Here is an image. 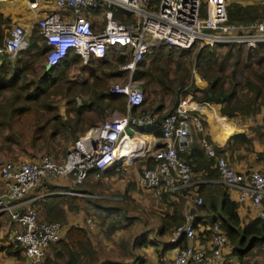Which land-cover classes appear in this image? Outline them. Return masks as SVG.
<instances>
[{"label":"built area","instance_id":"2783aa9c","mask_svg":"<svg viewBox=\"0 0 264 264\" xmlns=\"http://www.w3.org/2000/svg\"><path fill=\"white\" fill-rule=\"evenodd\" d=\"M11 0H0V5ZM37 19L34 24L15 25L0 54L10 60L25 51L28 36L38 27L45 36L49 51L48 65L56 67L73 51L84 65L104 61L109 56H125L128 61L120 71L128 74L125 83L113 85L110 92L126 97V112H113L102 124L90 128L69 149L63 163L46 156L39 161H7L1 167L4 182L0 193V215L8 214L20 228L8 237L10 245L25 250L29 264H41L46 249L58 242L64 228L57 222L39 221L30 205L50 194L42 193L47 182L67 179L74 185L83 184L97 171L96 177L121 166L132 167L141 159L152 155L155 167L147 168L139 177L142 188L170 191L186 189L193 185V167L179 156L191 141V128H200L197 118L192 117L196 106L192 97H186L163 123V135L152 140L143 135H130L129 128L147 126L155 117L147 112L133 114L142 108L144 90L134 76L146 57L164 46L189 51L195 46H243L253 49L264 46V17L251 24L229 23L226 0H23ZM206 1V16H202ZM44 3L50 12L40 13ZM264 6V0H262ZM115 9L132 14L135 23H122L115 18ZM102 11L105 22L102 28L93 23L95 12ZM113 58V57H112ZM145 141V152L134 155L133 145ZM184 145V146H183ZM209 155L217 158L214 150L206 146ZM143 149H140L141 151ZM219 182L240 194L241 202H249L264 220V171L238 172L224 158H217ZM53 195H72L98 198L78 192H62ZM203 204L202 197L195 200ZM90 222V221H88ZM207 243L202 244L192 219L175 228V241L181 242L174 258L163 264H226L224 252L227 237L218 224L211 226Z\"/></svg>","mask_w":264,"mask_h":264},{"label":"trees","instance_id":"16d2710c","mask_svg":"<svg viewBox=\"0 0 264 264\" xmlns=\"http://www.w3.org/2000/svg\"><path fill=\"white\" fill-rule=\"evenodd\" d=\"M227 13L231 24H251L264 17V6L262 5V0L247 5L241 4L236 0H229ZM202 16H206L205 4H203ZM116 17L124 23L133 21V16L130 14L126 15L127 18H121V13H117ZM93 23L94 25L96 24L95 21ZM11 24L12 18L6 16L0 10L1 49L5 47L10 31L14 27L11 28ZM28 38L31 43L16 59L10 60L7 54L0 55V152L9 157L15 150L29 152L40 149L42 140L40 142L39 136L46 130L50 122L48 115L54 109L48 103V99L45 100L43 97L50 96L51 88L58 84L65 95L72 94L73 86H79L82 90L88 89L90 86L93 90L91 104L76 107L75 102H72L73 104L69 103L68 114L71 110L76 113L74 124H70L68 118L66 119V124L61 123L64 124L62 126L63 131H70L74 140L84 134L88 128L95 125L88 123V127L84 128L82 122L85 121V115H88V113L97 112L101 116H105L108 112H110L109 114L115 111L123 114L126 112V97L112 94L106 88V85L110 77L123 76L124 79L126 78L125 74L119 71V67L128 61L127 57L112 56V58L109 56L106 61L99 63L92 60L89 68H87L90 72L87 79L92 78L94 81L89 84L87 79L79 82L69 77L71 68L79 62L77 55L70 52L56 67L47 70L49 46L45 36L36 26ZM227 47L225 53L222 52L224 50L223 46L204 47L197 52L191 68L195 66L199 74L205 79L206 86L204 89H199L192 83V74L190 77L191 81L185 75L177 80V84L171 80L172 65L170 55L173 53L171 48L166 46L160 52L154 51L150 53L139 66L134 79L146 81L148 88L157 87L164 93L165 97L160 98L159 90H154L153 94L149 95V99L144 91V105L142 108L133 109V114L149 112L155 117L154 123L131 128L140 135H152L155 138L162 137L165 119L175 111L181 100L189 94H192L194 100L199 103L213 101L222 103V113L229 117L244 116L254 118L259 115L261 112L259 100L264 101V51L261 48L249 50L246 60L242 62V50L239 49V56L235 62H232V48L235 46ZM191 53L181 51L180 55L181 58H185L183 56L191 55ZM111 59L114 62H111ZM95 64L96 69L93 68ZM184 67L185 65L178 60L177 68L180 70ZM6 92H12L13 94L4 98L3 94ZM197 93H201L202 96L198 97ZM220 93L231 94V97L228 100H222L218 97ZM166 95L174 96L170 105L165 100L168 98ZM59 129V126L54 129L52 136L59 132ZM231 143H235L237 147L244 145L248 147L252 145V140L246 134H237L230 137L228 144L231 145ZM214 148L219 155L222 154L220 148ZM46 156L48 155L29 161H39ZM179 156L193 167V180L195 173L201 171L205 172L204 177L207 180H220L217 160L209 155L205 145L201 146L195 143L190 147L189 151L179 152ZM140 164L139 170L141 174L145 169L153 168L156 165L152 155H149ZM96 174L97 171L91 173L89 178L80 185L70 186V183H58L59 180L47 182L42 193L50 195L34 201L30 205L37 212L39 221L57 222L64 228L61 239L52 243L46 249L45 257L41 264H85V262L90 264V261L95 259L97 252L91 241L92 234L87 228V223L84 221L83 225H70L69 216L83 211L88 214L91 209H95L100 225L107 226L106 228L108 229L118 228L122 221L121 219H128L127 215L131 199L127 194L120 201L121 203H124L125 200L127 202L124 208L121 206V210L118 207L108 206L102 199L53 195L54 193L62 192L94 194V187L100 186V181L105 176L102 174L98 178ZM0 178V188H2L0 192H2L4 182L2 177ZM90 180L98 183L94 184V186L89 184ZM130 186L135 188L136 183L131 182ZM194 188L195 186L181 189L180 191H170L162 187L161 194L157 196L164 201L167 198L178 196L180 193H188L189 190L191 191ZM191 195L203 198L202 205L198 206L195 204V212L199 215L194 219L198 238L202 236V233H198V228L203 219L212 226L218 224L227 237V246L224 252L226 264H257L254 261L255 257L264 249V220L259 217L243 220L239 213V204L231 199L230 189L223 184L199 185ZM172 207H174L173 213L171 215L168 213L164 217L161 227V232L163 233L172 229L175 230V228L185 223V216L178 212L180 208L176 205ZM115 211H123L120 219L113 217L112 213H115ZM1 216L7 218L4 221L5 223L1 221ZM1 216L0 235L2 236L0 237V251H4L8 257L23 262L26 257L25 250L16 245H8L6 237V233L9 229H13L15 222L8 214H2ZM40 217H43L44 220ZM110 219L113 220L110 222L111 225L107 224ZM206 234L211 235L210 232H206ZM5 243L7 245H1Z\"/></svg>","mask_w":264,"mask_h":264},{"label":"crops","instance_id":"0c3cea01","mask_svg":"<svg viewBox=\"0 0 264 264\" xmlns=\"http://www.w3.org/2000/svg\"><path fill=\"white\" fill-rule=\"evenodd\" d=\"M228 1L229 0H226L227 4ZM236 1L247 5L256 3L259 0ZM205 3L206 1L204 4ZM114 13L115 18L122 23L124 22L116 17L117 13H121V18H127L126 15L130 14L129 12L122 9H115ZM132 19L133 21L128 23L136 22L134 16ZM93 21H95L96 24L102 28L104 25L103 22H105L104 13L102 11L95 13L93 16ZM19 24H22V22L17 23V25ZM164 47H162L157 52H160ZM167 48L171 47L167 46ZM227 48V46H223L224 50L221 51L225 53ZM235 48L242 50V52L243 50L249 51L257 48H261L262 51H264V46H258L253 49H247L243 46H235L232 48V50ZM171 49L173 52H178L179 54L181 51H184L176 50L174 48ZM194 50L195 48L186 52H192ZM71 52L72 54H75L73 51ZM182 59L183 58H179V61L182 62ZM79 60L82 62L80 57ZM112 60L113 59H111V62H114V60ZM99 62L102 61H97V63ZM89 66L90 64H83V70H88L87 68H89ZM124 74L126 78L123 81L127 82L128 74ZM191 74L192 83H194V85L199 89H204L206 86V81L199 74L195 66H193L191 69ZM135 81L143 90L145 89L143 87L142 81ZM196 95L198 97L202 96L201 93H197ZM225 95H230L231 97V94ZM188 96L192 97V103L194 106H196L192 111V117L199 120L200 128L196 125H192V141L181 152L189 151L190 147L195 143L201 146H210L214 150L217 158L226 159L238 172H248L254 170L264 171V160H262V156L259 155L264 152V127L259 130V118H257L259 115L256 116V120L254 118L252 119L244 116L229 117L222 113V103L217 101L199 103L194 100L192 94H189ZM210 96H212V94H210ZM109 116L110 114L108 117ZM237 134H246L247 137L252 140V145L248 147L246 145L237 147L235 143H231V145H229L228 141L230 137ZM143 137L149 140L155 138L152 135H143ZM214 147L220 148L222 150V154L219 155L215 151ZM145 160L146 158L137 161L132 167L123 168L119 166L114 170L104 173L105 176L100 181V186H97L98 189L95 188L94 194H91L97 196L98 198L118 201L123 200L124 195L127 194V196L131 199V205L127 215L128 219H121L122 221L118 228L114 227L108 229L106 228L107 226H105V230L108 231V233L106 232L105 235L101 234V236H104L105 238H101L98 235L92 233L91 241L93 242V246H95V251L97 252L94 263L92 264H163L165 260L174 258L177 253V248H179L182 243L175 241L173 236L174 229L166 233L161 232L165 215L168 213L171 215L174 211V207L172 206L176 205L180 208L178 212L185 216V222H187L189 219H192L194 223V219L199 215L195 212L196 202L194 198L190 196V194L193 193V191H196V187L199 185L221 184L219 180H207L204 177L205 172L201 171L199 173H195L193 185L189 187L193 188L195 186L194 189H191V191L189 190L188 193H180L178 196L167 198L166 200L162 201L153 190L142 188L138 183L139 177L141 176L138 164L144 162ZM89 182V184L93 185L98 183L94 180H90ZM131 182L136 183L135 188L130 186ZM58 183L68 184L69 180L59 179ZM1 189L2 188H0V190ZM180 190L181 189L176 191ZM114 191L117 192L114 193L116 196L108 195L109 193L113 194ZM230 196L232 200L239 204V213L243 220L255 219L259 217L258 213L253 209L249 202L240 201V194L238 191L230 190ZM83 214L84 213H81V215H78V217L76 215L69 216L70 225H83V222L85 221L88 225V230L94 229L95 226L92 222H94V219L96 218L91 217L93 221H90L91 224H88L87 220L90 218L87 216L84 218V216H82ZM88 214H94L96 216L97 212L95 209H91ZM5 219L7 220L5 216H1V221L4 222ZM211 226L212 225L207 223L205 219H203L199 224L198 233H202L200 240L204 245L209 239V234L207 235L206 232H209ZM16 229H19V226L16 224L14 225L13 229H9V231L6 233L7 241L9 235L16 231ZM1 236L2 235H0V237ZM101 242L104 244L105 248L103 250V254L100 256V254H98V244ZM1 245L3 246L7 244L5 243ZM24 263L28 264V259L26 257L24 258V261L21 262L15 258L8 257L4 251H0V264Z\"/></svg>","mask_w":264,"mask_h":264},{"label":"rangeland","instance_id":"374dc122","mask_svg":"<svg viewBox=\"0 0 264 264\" xmlns=\"http://www.w3.org/2000/svg\"><path fill=\"white\" fill-rule=\"evenodd\" d=\"M205 6L207 8V3H205ZM0 10L2 12H4V14L6 16H9V18H12L11 28L13 26H15V24H17L19 22L34 24L35 20L37 19V17L28 10L27 3H26V1H23V0H11L9 2H6V3H4L3 5L0 6ZM39 12L40 13L50 12L49 4L48 3H44L42 5V7L40 8ZM28 42L31 43V40L29 38H28ZM199 50H200V47L196 46L195 50L192 51L191 55L183 56L185 58L182 59V63H183V65H185L186 68L184 67V68H181L180 70L177 68V61L179 60V58H181V55L178 52L171 53L170 60H171V65H172L171 66V70L172 71L170 73V77H171L172 81H174L177 84V80L183 75L187 76L189 78V81H191V78H190L191 77V72H190V70L192 69L191 68L192 67V62L194 61V58H195V56H196V54H197V52ZM232 52H233L232 62H235L237 57L239 56L238 49L235 48L234 50H232ZM241 54H242L241 55V60H242V62H244L246 60V56L248 54V51L243 50V52ZM0 55H2V54H0ZM167 56H169V55L167 54ZM166 58H168V57H166ZM93 68L94 69L97 68L96 64L93 65ZM114 70H116V69H114ZM89 74H90L89 70H86V71L83 70V64L79 60L78 64L71 68V70L69 72V77L72 80H74V81L82 82V81L86 80L87 77H89ZM99 76H100V74H99ZM108 79H109V81H108V84L106 85V88L108 90H110L111 87L113 85L117 84V83H124L123 76H121V77L117 76V77H113V78L110 77ZM87 80L89 81V84H91L94 81V79H92V78H88ZM142 82H143V87L145 88L144 89L145 93L147 94V98L150 99L149 95H152L153 94L152 92L154 90H159V89L157 87L148 88L146 86V81H142ZM60 88L61 87H60L59 84L55 85L53 88H51V92H50L51 95L47 96V97H45V96L43 97V99H45V100L48 99L47 100L48 103L54 109L48 115V117L50 119V122L48 123L46 130L44 131V133L42 135L39 136L40 137V142L42 140V144L40 146V149L29 151V152H21L19 150H15L13 152V154L10 155L9 157L7 155H4L2 152H0V170H1L2 164L5 161H7V160H14V161L33 160V159H38V158H40L43 155H48V156L54 158L59 163H63L64 162L69 149L71 148L73 143L77 140V139L74 140V137H73V135H72V133L70 131L64 132L63 129H62L63 128L62 126L64 124H61V123H65L67 118H68V121H70V124H74V121L76 119L75 118V114L76 113L72 112V110L68 114L69 103L75 102V106L76 107H81L83 105L91 104L92 100H93L92 99L93 90L90 88V86L88 87V89H83V90L79 86L78 87L73 86L72 94L65 95L64 93H62L63 91ZM159 93H160L159 94L160 98H163V96H164L163 94L164 93L161 90H159ZM12 94H13L12 92L11 93L10 92H6L5 94H3V97L7 98V97L11 96ZM167 97L168 98H166L165 100L170 105L172 100L174 99V96L173 95H169ZM186 97H188V95ZM4 98H2V99L4 100ZM149 99H148V101H149ZM6 103L7 102L5 100V104ZM262 104H264V101H262L260 99L259 100V107L261 109V112L259 113V116L257 117V118H259V130L262 127H264V105H262ZM109 113L110 112L105 114V116H101L97 112L88 113V115H85L86 116L85 121L82 122L84 124L83 125L84 128L88 127L87 126L88 123L95 124L92 127H95V126H98V125L102 124L108 118V114ZM257 118L254 117L255 120ZM83 120H84V118H83ZM58 126L60 127L59 132H56L54 134V136H52V133H54V129L58 128ZM92 127H90V128H92ZM90 128H88V130ZM129 134L130 135H135L136 132L132 128H129ZM259 155L262 156V160H264V152L259 154ZM139 166L141 167V164H138V167ZM69 183H70V186L74 185L71 182V180H69ZM94 188L98 189L97 187H94ZM114 193H117V192L114 191L113 194L109 193L108 195L109 196H116ZM191 196H193V195H191ZM77 197H81V196H77ZM192 198H194V200H196L199 197H196L194 195ZM95 199H102V198H95ZM102 200L108 206H112L114 208L118 207L120 210L122 209L121 206L124 208V206L127 203L126 200L124 201V203H121L120 201L117 202L118 200H112V199H102ZM122 212L121 211L120 212L119 211H115V213H112L114 215L113 217L120 218ZM81 213H84L82 215V216H84V218L86 216L88 218H90L87 221H91L92 222L93 220L91 219V217H95L96 218V219H94L95 221L92 222L94 224L95 228L92 229V230L90 229L89 232H91V234L92 233L96 234V235H98L101 238H105L104 236H101V234L105 235L106 232L108 233V231L105 230V226L100 225L99 217L97 215L95 216L94 214H92V215L91 214H86L84 211L81 212ZM81 213H78V214L76 213L74 215H76L78 217V215H81ZM113 217H112V219H114ZM40 218L43 219V217H40ZM112 221L113 220H111V219L108 220L107 224H110V222H112ZM91 222H88V224H91ZM101 243L98 244L99 245V252H100V253L98 252V254H100V256L103 254V250L105 248L104 244L103 243L101 244ZM260 252L261 253L256 255L254 261L257 262V264H264V249L261 250ZM91 263H94V259H92L90 261V264ZM85 264H88V263L85 262Z\"/></svg>","mask_w":264,"mask_h":264},{"label":"bare ground","instance_id":"6f19581e","mask_svg":"<svg viewBox=\"0 0 264 264\" xmlns=\"http://www.w3.org/2000/svg\"><path fill=\"white\" fill-rule=\"evenodd\" d=\"M144 147H145V141L139 140L136 143L134 142V145H133V149L135 152L134 155H136V156L143 155V153L145 152V149H146V148L144 149ZM140 149H143V150L139 151Z\"/></svg>","mask_w":264,"mask_h":264},{"label":"water","instance_id":"95a60500","mask_svg":"<svg viewBox=\"0 0 264 264\" xmlns=\"http://www.w3.org/2000/svg\"><path fill=\"white\" fill-rule=\"evenodd\" d=\"M51 69V66H47V70H50ZM219 97L222 99V100H228L230 98V95H225L224 93H221L219 95Z\"/></svg>","mask_w":264,"mask_h":264}]
</instances>
